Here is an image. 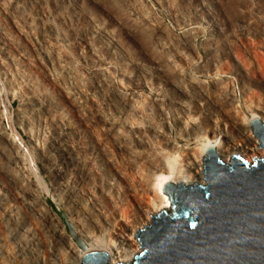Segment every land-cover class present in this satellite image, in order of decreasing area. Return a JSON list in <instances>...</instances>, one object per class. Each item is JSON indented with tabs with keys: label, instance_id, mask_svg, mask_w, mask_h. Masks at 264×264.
Listing matches in <instances>:
<instances>
[{
	"label": "rangeland",
	"instance_id": "rangeland-1",
	"mask_svg": "<svg viewBox=\"0 0 264 264\" xmlns=\"http://www.w3.org/2000/svg\"><path fill=\"white\" fill-rule=\"evenodd\" d=\"M0 9V54L2 55L0 56V66L2 65L0 67V147L2 150L5 148V153L10 156H16L17 153L21 160L15 168L18 174V178H15L8 172V155L0 153V191L5 196V206L3 209L0 207V264L69 263L71 257L65 252L67 247L64 240L70 235L66 221L75 228V225H79L83 220L86 227L90 225L88 228L92 229L97 226L98 221L100 225L103 223L95 211L97 207L94 208L92 204V199L98 195L97 190H100L96 188L100 180L98 178L102 176L98 172L99 159L87 160L88 166L85 165V168L88 171V179L81 180L77 176H65V174L62 179L54 178V172L59 168L65 170L63 168L66 166V160L60 157L58 145L53 144L54 140L61 134L59 139L62 145H70L72 140L66 137L67 133L69 129L73 130L78 126L77 121L68 115L67 103L62 101L63 95L67 94L66 97H69L71 102L73 101L74 104L76 102L81 118L93 121L95 130L99 131L100 144L103 148L105 147L109 156H113V160H118V154L112 147V143H106L107 134L104 137L102 124L111 122L127 125L137 118L146 122V125H151L154 130L164 129L162 133L167 132L166 126L170 125L172 126L171 137L178 140L181 151H184L194 149L198 142L193 137L186 141L185 138L177 136L176 122L178 120L194 117L201 122L203 115L210 116L212 119L215 117L223 119L225 116L219 117V115L221 111L226 114L231 113L232 100L236 101V106L239 105L242 114L246 111L250 112L251 103H254L251 104L252 106L264 110L262 99L264 98L262 97L264 96V0H0ZM115 23L118 26H115ZM256 41L262 44H257ZM236 43L238 45H235ZM243 46L244 50H242ZM239 47L245 54L239 52L240 49L237 50ZM191 54H193L192 57ZM238 54H241L240 58ZM185 61H188V64ZM214 64L219 70L225 69L219 80L214 78L215 69H212ZM261 64L263 71H259L262 70ZM255 70L258 72L256 73ZM49 75L52 76L49 77ZM26 77L32 79L28 78V80ZM235 77H238L239 81L235 80ZM199 81H202L201 84ZM54 88L60 90L56 91ZM251 93L255 94L251 96ZM22 94L24 98H29V101L33 98L36 108L41 107L38 113L34 111L33 106H28L31 104L26 106L22 104ZM117 95L121 96L130 108L119 111ZM247 95L248 98H246ZM219 108L222 110L220 111ZM27 120H31V126L29 122L27 124ZM29 127H33L38 135L34 142L31 141ZM63 129L66 131L64 132ZM3 136L13 138L14 150L8 151L9 138L2 140ZM155 136L156 134L153 133L146 134L145 139L148 144L158 140ZM35 142L45 146V153L35 146ZM107 179L105 178V184ZM81 208L85 212L80 211ZM45 210H50L51 215L48 219L42 217ZM7 211H10L8 213L12 215L13 221L10 223L5 220ZM69 213L73 214L76 220H72ZM6 224L10 226V230H7ZM16 226L19 228L17 233L21 234V237L14 241L8 232L14 231ZM55 230L56 234H54ZM61 231L65 238H60ZM31 234L34 235V240L27 243L32 237ZM18 245L21 252L17 251Z\"/></svg>",
	"mask_w": 264,
	"mask_h": 264
},
{
	"label": "bare ground",
	"instance_id": "bare-ground-1",
	"mask_svg": "<svg viewBox=\"0 0 264 264\" xmlns=\"http://www.w3.org/2000/svg\"><path fill=\"white\" fill-rule=\"evenodd\" d=\"M259 1V0H256ZM150 2V1H148ZM171 2V1H170ZM199 2V1H198ZM8 3V2H7ZM129 3V2H128ZM165 3V1H164ZM163 3V4H164ZM169 3V2H168ZM255 3V2H254ZM100 4V3H99ZM202 4V3H201ZM213 4V3H212ZM226 4V3H225ZM160 5V4H159ZM205 5V4H203ZM210 5V4H208ZM215 5V4H214ZM213 5V6H214ZM3 6V5H2ZM73 6V5H72ZM134 6V5H133ZM171 6V5H170ZM6 7V5H5ZM78 7V6H77ZM98 7V6H97ZM152 7V6H151ZM159 7V6H158ZM220 7V6H219ZM247 7V6H246ZM17 8V6H16ZM79 8V7H78ZM156 8V7H154ZM169 7H167L168 9ZM178 8V7H177ZM218 8V7H217ZM12 9V8H11ZM22 9V8H21ZM126 9V8H125ZM170 9V8H169ZM199 9V8H198ZM220 9V8H219ZM1 10V9H0ZM130 10V9H129ZM144 10V9H143ZM191 10V9H189ZM218 10V9H217ZM260 10V9H259ZM5 11V10H4ZM15 11V10H14ZM23 11V10H22ZM73 11V10H72ZM87 11V10H86ZM100 11V10H99ZM133 11V10H132ZM148 11V10H147ZM157 11V10H156ZM183 11V10H182ZM221 11V10H220ZM224 11V10H223ZM1 12V11H0ZM11 12V10H10ZM70 12V11H69ZM171 12V11H170ZM5 13V12H4ZM80 13V12H79ZM134 13V12H133ZM140 13V12H139ZM177 13V12H176ZM189 13V12H188ZM235 13V12H234ZM67 14V13H66ZM111 14V13H110ZM138 14V13H137ZM147 14V13H146ZM155 14V13H154ZM249 14V13H248ZM5 15V14H4ZM10 15V14H9ZM141 15V14H140ZM182 15V14H181ZM254 15V14H253ZM261 15V14H260ZM143 16V15H142ZM157 16V15H156ZM184 16V15H183ZM182 16V17H183ZM203 16V15H202ZM5 17V16H4ZM126 17V16H125ZM140 17V16H139ZM146 17V16H145ZM187 17V16H186ZM224 17V16H223ZM8 18V17H7ZM13 18V17H12ZM158 18V17H157ZM169 18V17H168ZM181 18V16H180ZM204 16L202 17V19ZM226 18V17H225ZM4 19V18H3ZM105 19V18H104ZM156 19V18H155ZM185 19V18H184ZM205 19V18H204ZM203 19V20H204ZM253 19V18H252ZM255 19V18H254ZM1 20V19H0ZM6 21V19H4ZM18 20V19H17ZM139 20V19H138ZM183 19H181L182 21ZM202 20V21H203ZM211 20V19H210ZM237 20V18H236ZM256 20V19H255ZM10 21V20H9ZM12 21V20H11ZM10 21V22H11ZM31 21V20H30ZM77 21V20H76ZM155 22V20H153ZM168 21V20H166ZM195 21V20H194ZM201 21V19H200ZM212 21V20H211ZM249 21V20H248ZM246 21V22H248ZM4 22V21H3ZM15 22V21H14ZM20 22V21H19ZM101 22V21H100ZM207 22V20H206ZM221 22V20H220ZM237 22V21H236ZM242 22V21H241ZM260 22V21H259ZM200 23V22H198ZM209 23V22H208ZM235 23V22H234ZM238 23V22H237ZM96 24V23H95ZM98 24V23H97ZM105 24V23H104ZM151 24V23H150ZM166 24V23H164ZM170 24V23H169ZM195 24V23H194ZM202 24V23H201ZM207 24V23H206ZM259 24V23H258ZM22 25V24H21ZM153 25V24H152ZM156 25V24H155ZM2 26V25H1ZM20 26V25H19ZM94 25H92L93 27ZM99 26V25H98ZM97 26V27H98ZM103 26V25H102ZM115 26L116 25L115 23ZM209 26V25H208ZM224 26V25H223ZM120 27V26H119ZM155 27V26H153ZM179 27V26H178ZM220 27V26H219ZM218 27V28H219ZM257 27V26H256ZM19 28V27H17ZM24 28V27H23ZM82 28V26H81ZM88 28V27H87ZM91 28V27H90ZM100 28V27H99ZM102 28V27H101ZM122 28V27H121ZM171 28V27H170ZM223 28V27H222ZM262 28V27H260ZM6 29V28H5ZM27 29V28H26ZM224 29V28H223ZM222 29V30H223ZM228 29V28H227ZM254 29V28H253ZM24 30V29H23ZM183 30V29H181ZM188 30V29H187ZM198 30V29H197ZM215 30V29H214ZM245 30V29H244ZM257 30V29H256ZM10 31V30H9ZM97 31V30H96ZM186 31V30H185ZM27 32V31H26ZM213 32V31H212ZM18 33V31L16 32ZM28 33V32H27ZM183 33V31H182ZM192 33V31H191ZM215 33V32H214ZM221 33V32H220ZM244 33V32H243ZM88 34V33H87ZM93 34V33H92ZM90 34L91 36H93ZM179 34V33H178ZM201 34V33H200ZM213 34V33H212ZM246 34V33H245ZM254 34V33H253ZM264 34V32H263ZM2 35V34H1ZM161 35V34H160ZM188 35V34H187ZM255 35V34H254ZM3 36V35H2ZM179 36V35H178ZM11 37V36H8ZM87 37V36H86ZM209 37V36H208ZM247 37V36H246ZM24 38V37H23ZM89 38V36H88ZM87 38V39H88ZM148 38V37H147ZM199 38V37H198ZM238 38V37H237ZM264 38V37H263ZM108 39V38H106ZM160 39V38H159ZM194 39V38H193ZM192 39V40H193ZM208 39V38H207ZM228 39V38H227ZM244 39V37H243ZM1 40V38H0ZM16 40V39H15ZM29 40V39H28ZM103 40V39H102ZM110 40V39H109ZM155 40V39H154ZM234 40V38L232 39ZM259 40V39H258ZM264 40V39H263ZM20 41V40H19ZM25 41V40H24ZM86 41V40H85ZM201 41V40H200ZM240 42V39L238 40ZM250 41V39L248 40ZM252 41V39H251ZM255 41V40H254ZM253 41V42H254ZM165 42V41H164ZM179 42V41H178ZM183 42V41H182ZM216 42V41H213ZM236 42V41H235ZM234 42V43H235ZM252 42V43H253ZM258 42V41H256ZM260 42V41H259ZM257 44H262V43ZM262 42V40H261ZM102 43V42H101ZM108 43V42H107ZM111 43V42H110ZM135 43V42H134ZM157 43V42H156ZM194 43V42H193ZM197 43V42H195ZM249 43V42H248ZM11 44V43H10ZM17 45V44H16ZM30 45V44H29ZM110 45V44H108ZM114 45V44H113ZM116 45V44H115ZM182 45V43H181ZM235 45H238L237 43ZM250 45V44H249ZM256 45V44H255ZM85 46V44H84ZM164 46V45H163ZM170 46V44H169ZM254 46V45H253ZM88 47V46H87ZM116 47V46H115ZM118 47V46H117ZM188 47V46H187ZM186 47V49H187ZM250 47V46H249ZM85 48V47H84ZM157 48V47H156ZM171 48V47H170ZM182 48V47H181ZM180 48V49H181ZM189 48V47H188ZM244 50V46L242 47ZM254 48V47H253ZM258 48V47H257ZM88 49V48H87ZM168 49V48H167ZM203 49V48H202ZM240 47L237 49L239 51ZM246 49V48H245ZM95 50V49H94ZM110 50V49H109ZM108 50V51H109ZM156 50V49H155ZM166 50V49H165ZM173 50V49H172ZM252 50V48H251ZM4 51V50H3ZM92 51V50H91ZM157 51V50H156ZM200 51V50H199ZM25 52V50H24ZM213 52V51H212ZM211 52V53H212ZM241 52V49L240 51ZM263 52V51H262ZM92 53V52H91ZM110 53V52H109ZM144 53V52H143ZM184 53V52H183ZM188 53V52H187ZM186 53V55H187ZM233 53V52H232ZM242 53V52H241ZM9 54V53H8ZM53 54V53H52ZM114 54V53H113ZM122 54V53H121ZM162 54V53H161ZM160 54V55H161ZM166 54V53H164ZM190 54V53H188ZM198 55V53H196ZM221 54V53H220ZM235 54V53H234ZM242 54H245L243 52ZM51 55V54H50ZM172 55V54H171ZM185 55V54H184ZM203 55V54H202ZM241 55V54H240ZM239 54V58L241 57ZM249 55V54H247ZM260 55V53H259ZM258 55V57H259ZM264 55V54H263ZM0 56H2L0 54ZM14 56V55H12ZM11 56V57H12ZM20 56V55H19ZM52 56V55H51ZM57 56V55H56ZM128 56V55H127ZM168 56V55H167ZM176 56V54H175ZM190 56V55H189ZM193 54H191V57ZM199 56V55H198ZM243 56V55H242ZM253 56V55H252ZM261 56V55H260ZM16 57V56H15ZM14 57V58H15ZM28 59V57L23 56V58ZM46 57V56H45ZM97 57V56H95ZM125 57V56H124ZM178 57V56H177ZM180 57V56H179ZM197 57V56H196ZM195 57V59H196ZM237 57V56H236ZM248 57V56H247ZM20 58V57H19ZM55 58V57H54ZM58 58V57H57ZM90 58V57H88ZM92 58V57H91ZM153 58V57H152ZM173 58V57H172ZM176 58V57H175ZM189 58V57H187ZM186 58V59H187ZM199 58V57H198ZM197 58V59H198ZM210 58V57H209ZM245 58V56H244ZM250 58V57H249ZM13 59V58H12ZM11 59V60H12ZM123 59V58H120ZM166 59V58H165ZM168 59V58H167ZM171 59V58H170ZM182 59V58H181ZM194 59V58H193ZM194 59V60H195ZM204 59V58H203ZM246 59V58H245ZM258 59V58H257ZM16 60V59H15ZM22 60V59H21ZM36 60V57H35ZM88 60V59H87ZM97 60V58L95 59ZM153 60V59H152ZM169 60V59H168ZM176 60V59H175ZM184 60V59H182ZM191 60V59H190ZM205 60V59H204ZM238 60V59H237ZM247 60V59H246ZM246 60L244 62H246ZM262 60V59H261ZM260 60V61H261ZM93 61V60H92ZM128 61V59L126 60ZM132 61V60H131ZM174 61V60H173ZM192 61V60H191ZM227 61V59H226ZM250 61V60H249ZM264 61V60H263ZM20 62V61H19ZM24 62V61H23ZM38 62V61H37ZM87 62V61H86ZM96 62V61H95ZM152 62V61H151ZM168 62V61H167ZM180 62V59H179ZM178 62V63H179ZM183 63V61H181ZM186 63L188 61H185ZM198 62V61H197ZM195 62V63H197ZM225 63V61H223ZM252 62V61H250ZM255 62V61H254ZM253 62V63H254ZM258 62V61H257ZM262 62V61H261ZM8 63V62H7ZM17 63V62H16ZM53 63V62H52ZM192 63V62H191ZM213 63V62H212ZM256 63V62H255ZM260 63V62H259ZM263 63V62H262ZM23 64V63H22ZM50 64V63H49ZM172 64V63H171ZM177 64V63H176ZM188 64V63H187ZM249 64V63H248ZM252 64V63H251ZM146 65V64H145ZM198 65V64H197ZM220 65V63L218 64ZM247 65V64H246ZM253 65V64H252ZM2 66V65H1ZM0 66V67H1ZM12 66V65H11ZM26 66V63H25ZM24 66V67H25ZM40 66V64H39ZM81 66V65H80ZM118 66V65H117ZM135 66V65H134ZM175 66V65H174ZM172 66V68L174 67ZM186 66V65H185ZM192 66V65H191ZM195 66V65H194ZM211 66V65H210ZM6 67V66H5ZM32 67V66H31ZM54 67V66H53ZM79 67V65H78ZM101 67V66H100ZM193 67V66H192ZM224 66H222L223 68ZM26 68V67H25ZM175 68V67H174ZM201 68V67H200ZM210 68V67H209ZM220 68V67H219ZM229 68V67H228ZM232 68V67H231ZM262 68V64H261ZM30 69V68H29ZM36 69V68H35ZM53 69V68H52ZM91 69V68H89ZM138 69V68H137ZM159 69V68H157ZM213 70L215 69L214 75L215 79L219 80L220 75L224 73L218 67L216 68V64L213 65ZM227 69V68H226ZM252 69V68H251ZM16 71L15 69H13ZM24 70V69H23ZM169 70V69H168ZM182 70V68L180 69ZM188 70V69H187ZM195 70V69H194ZM198 70V68H197ZM207 70H209L207 68ZM92 71V70H91ZM94 71V70H93ZM159 71V70H158ZM162 71V70H161ZM228 71V70H227ZM256 71V70H255ZM259 71H263L260 69ZM3 72V71H2ZM5 72V71H4ZM7 72V71H6ZM23 72V71H22ZM26 72V71H25ZM83 72V71H82ZM102 72V71H101ZM184 72V71H183ZM213 72V71H212ZM252 72V71H251ZM258 71H256L257 73ZM15 73V72H14ZM47 73V72H46ZM137 73V72H136ZM161 73V72H160ZM177 73V72H176ZM182 73V71H181ZM240 73V72H239ZM244 73V72H243ZM260 73V72H259ZM1 74V73H0ZM9 74V73H8ZM26 74V73H25ZM49 74V73H48ZM55 74V73H54ZM76 74V73H75ZM107 74V73H105ZM139 74V73H138ZM149 74V73H147ZM252 74V73H251ZM28 75V74H27ZM30 75V74H29ZM32 75V74H31ZM66 75V74H65ZM137 75V74H136ZM158 75V73H157ZM156 75V76H157ZM200 75V74H199ZM203 75V74H202ZM237 74H235L236 76ZM263 75V74H262ZM7 76V75H6ZM52 75H49V77ZM67 76V75H66ZM145 76V75H144ZM190 76V75H189ZM196 76V75H195ZM234 76V75H233ZM30 77V76H29ZM28 77V78H29ZM35 77V76H34ZM41 77V75L39 76ZM70 77V76H69ZM73 77V76H72ZM101 77V76H100ZM105 77V76H104ZM141 77V76H140ZM185 77V76H184ZM240 77V76H239ZM27 78V77H26ZM27 78V79H28ZM53 78V77H52ZM86 78V77H85ZM93 78V77H92ZM118 78V76H117ZM122 78V77H121ZM125 78V77H124ZM164 78V77H163ZM190 78V77H189ZM212 78V77H211ZM236 78V77H235ZM238 78V77H237ZM235 79L239 81L238 79ZM263 78V77H262ZM20 79V78H19ZM30 80L32 78H29ZM28 79V80H29ZM51 79V78H50ZM58 79V78H57ZM91 79V78H90ZM101 79V78H100ZM224 79V78H223ZM16 80V79H15ZM24 80V79H23ZM36 80V79H34ZM41 80V79H40ZM52 80V79H51ZM66 80V79H65ZM119 80V78H118ZM117 80V81H118ZM144 80V79H143ZM142 80V81H143ZM190 80V79H189ZM233 80V79H232ZM9 81V80H8ZM26 81V80H25ZM33 81V80H32ZM93 81V80H92ZM166 81V80H165ZM188 81V80H187ZM192 81V80H191ZM189 81V82H191ZM206 81V80H204ZM36 82V81H35ZM34 82V83H35ZM59 82V81H58ZM71 82V81H70ZM145 82V81H144ZM151 82V81H150ZM159 82V81H158ZM162 82V81H161ZM167 82V81H166ZM195 82V81H194ZM200 82V81H199ZM198 82V84H199ZM202 82V81H201ZM200 82V84H201ZM211 82V81H210ZM263 82V81H262ZM261 82V83H262ZM54 83V82H53ZM68 83V82H67ZM105 83V82H104ZM119 83V82H118ZM208 84V82H206ZM226 83V82H225ZM240 83V82H239ZM15 84V81H14ZM17 84V83H16ZM55 84V83H54ZM90 84V83H89ZM106 84V83H105ZM168 84V83H167ZM186 84V83H185ZM195 84V83H194ZM220 84V83H219ZM231 84V83H230ZM8 85V84H7ZM23 85V84H22ZM25 85V84H24ZM34 85V84H33ZM37 85V84H36ZM96 85V84H95ZM107 85V84H106ZM166 85V84H165ZM172 85V84H171ZM209 85V84H208ZM15 86V85H14ZM20 87V85H18ZM54 86V85H52ZM195 86V85H194ZM222 86V85H221ZM19 87H17L19 89ZM24 87V86H23ZM34 87V86H32ZM54 87H57L54 86ZM64 87V86H62ZM119 87V86H118ZM159 87V86H158ZM162 87V86H161ZM244 87V84H243ZM249 87V86H248ZM51 88V87H50ZM93 88V87H92ZM98 88V87H97ZM100 88V87H99ZM157 88V87H156ZM177 88V87H176ZM195 88V87H194ZM198 88V86H197ZM196 88V89H197ZM206 88V87H205ZM220 88V87H219ZM233 88V87H232ZM245 88V87H244ZM13 89H15L13 87ZM52 89V88H51ZM55 90L57 88H54ZM91 89V88H90ZM96 89V88H95ZM140 89V88H139ZM143 89V88H142ZM154 89V88H153ZM223 89V88H222ZM250 89V88H249ZM264 89V88H263ZM21 90V89H20ZM32 90V88H31ZM58 90H60L58 88ZM56 90V91H58ZM76 90V89H75ZM130 90V89H129ZM212 90V89H211ZM228 90V89H227ZM253 90V89H252ZM116 91V90H115ZM124 91V90H123ZM134 91V90H133ZM164 91V90H163ZM230 91V90H229ZM11 92V91H9ZM14 92V91H13ZM13 92L11 94H13ZM17 92V91H16ZM15 92V93H16ZM63 92V91H62ZM70 92V91H67ZM66 92V93H67ZM82 92V91H81ZM80 92V93H81ZM148 92V91H147ZM160 92V91H159ZM162 92V91H161ZM180 92V90H179ZM257 91H255L256 93ZM263 92V91H262ZM28 93V92H27ZM153 93V92H152ZM166 93V92H165ZM164 93V94H165ZM210 93V92H209ZM213 93V92H212ZM211 93V94H212ZM216 93V92H215ZM255 93H251L250 95H254ZM71 94V93H70ZM101 94V93H100ZM140 94V93H139ZM142 94V93H141ZM146 94V93H145ZM163 94V93H162ZM225 94V93H223ZM249 94V93H248ZM260 93H258L259 95ZM19 95V93H18ZM26 95V94H25ZM57 95V94H56ZM69 95V94H68ZM76 95V94H75ZM102 95V94H101ZM129 95V94H128ZM137 95V94H136ZM143 95V94H142ZM182 95V94H181ZM203 95V94H202ZM215 95V94H214ZM213 95V97H214ZM229 95V94H228ZM23 96V94H22ZM30 97V93L28 95ZM67 94L62 96V101L67 103L68 115H71L76 121L78 126L76 129H69L70 131L67 133V138L72 140L70 145L64 144L62 145L61 140L59 139V134L55 140L54 145H58V149L60 150L61 158L66 160L65 170L62 168L57 169L54 172V178L62 179L66 175H74L77 176L78 179L87 178L88 179V171L85 168L87 165L88 159H99L100 167L98 172L100 175H106L104 178H101L99 182L96 184V188L98 195L92 199V204L97 212V216L100 220L103 221L102 225L99 224V221L96 223L97 226L92 228L86 227L85 223L82 222L79 225H75V228L72 226L74 232L81 238V240L86 244V248L82 249L74 237L70 234L66 236L65 242L67 252L71 260L69 263L64 262V264H81L82 257L89 251L93 250H101L105 251L109 255V263L117 264V263H131L134 259V256L141 252L142 248L140 247V242L137 239H134L135 233L137 234L141 229H145L144 226L151 225V217L157 216L158 213L162 209H167L171 211L170 208V198L166 194L162 192V187L165 183L171 182L173 184H178L183 182L184 186L192 185L194 182L199 183L200 185H205L206 181L204 179V171L202 166V158L205 155V152L210 147H215L216 153L218 157L225 163H229V160L233 154H237L241 156L246 162H253V158L257 157L258 159H262L264 157V149L259 147V141L257 137L251 131V122L254 119H260L264 123V110L261 108H257L254 105L250 104V112L240 113L239 105H235L236 101L232 100L230 111L231 113L226 114V112L221 111L222 117L225 118H216L212 119L210 116L205 117L203 115V120L200 122L194 117H188L187 119H180L176 122V127L178 128L177 136L180 138H185L186 141H189L192 137L197 140L198 144L192 150H184L181 151V147L179 146V142L177 139H173L171 137L172 126H166L167 132L162 133L154 130L151 125H146L141 120L134 118L127 125L122 124H102L101 128L104 132V137L107 134V142L112 143V147L115 152H117L118 160H113L111 156L106 152L105 147H102L100 144V140H98V129L95 130L93 121H87L81 118V115L78 112L73 101L66 97ZM71 96V95H70ZM107 96V95H106ZM149 96V95H148ZM166 96V95H165ZM184 96V95H183ZM204 96V95H203ZM227 96V95H226ZM245 96V95H244ZM256 96V95H255ZM74 97V96H73ZM92 97V95H91ZM96 97V96H95ZM108 97V96H107ZM118 97V109L119 111H123L130 106H127V102L122 99L121 96ZM139 97V96H138ZM168 97V96H167ZM228 97V96H227ZM230 97V96H229ZM249 96L247 95L246 98ZM257 97V96H256ZM264 97V96H262ZM259 97V98H262ZM94 98V97H93ZM137 98V97H136ZM165 98V97H164ZM206 98V97H205ZM251 98V97H250ZM258 98V97H257ZM255 98V99H257ZM24 98L22 104L26 106V104H31L28 106H33L34 111L38 113L40 108H36V104L33 103L34 99ZM141 99V98H140ZM154 99V97H153ZM163 99V98H161ZM208 99V98H207ZM254 99V100H255ZM264 100V98H262ZM28 100L27 102H25ZM56 100V99H55ZM111 100V99H110ZM142 100V99H141ZM152 100V99H150ZM187 100V99H186ZM185 100V101H186ZM190 100V99H188ZM248 100V99H247ZM260 100V99H258ZM108 101V100H107ZM136 101V100H135ZM139 101V100H138ZM165 101V100H164ZM214 101V100H213ZM253 101V99H252ZM257 101V100H256ZM262 101V100H261ZM25 102V103H24ZM145 102V100L143 101ZM168 102V101H167ZM195 102V101H194ZM208 102V101H207ZM212 102V101H210ZM244 102V101H243ZM249 102V101H248ZM260 102V101H258ZM257 102V103H258ZM91 103V102H90ZM142 103V101H141ZM176 103V102H174ZM180 103V102H178ZM200 103V102H198ZM202 103V102H201ZM98 104V103H97ZM136 104V103H135ZM134 104V106H135ZM154 104V103H153ZM166 104V103H165ZM206 104V102H205ZM53 105V104H52ZM132 105V104H131ZM139 105V104H138ZM141 105V104H140ZM186 105V104H185ZM55 106V105H54ZM69 106V108H68ZM83 106V105H82ZM110 106V105H109ZM192 106V105H191ZM201 106V105H200ZM140 107V106H139ZM138 107V108H139ZM144 107V106H143ZM141 107V108H143ZM160 107V106H159ZM167 107V106H164ZM217 107V106H216ZM222 107V106H221ZM62 108V107H61ZM162 108V107H161ZM188 108V107H187ZM215 108V107H214ZM103 109V108H102ZM101 109V110H102ZM112 109V108H111ZM149 109V108H148ZM171 109V108H168ZM185 109V108H184ZM249 109V108H248ZM94 110V109H93ZM106 110V108H105ZM161 110V109H160ZM174 110V109H173ZM202 110V109H201ZM200 110V112H201ZM205 110V109H204ZM108 111V110H106ZM175 111V110H174ZM188 111V110H187ZM194 111V110H193ZM60 112V111H59ZM112 112V111H111ZM110 112V113H111ZM144 112V111H143ZM167 112V111H166ZM165 112V113H166ZM170 112V111H168ZM167 112V113H168ZM172 112V111H171ZM198 112V113H200ZM245 112V110H244ZM61 113V112H60ZM65 113V112H64ZM84 113V112H83ZM109 113V112H108ZM115 113V112H114ZM119 113V112H118ZM138 113V112H137ZM164 113V112H163ZM188 113V112H187ZM193 113V112H192ZM213 113V112H212ZM220 113V112H219ZM62 114V113H61ZM120 114V113H119ZM135 114V113H134ZM133 114V115H134ZM151 114V113H150ZM161 114V113H160ZM175 114V113H174ZM190 114V113H189ZM203 114V113H202ZM201 114V115H202ZM211 114V113H210ZM109 115V114H108ZM176 115V114H175ZM120 116V115H119ZM118 116V117H119ZM124 116V115H123ZM122 116V117H123ZM132 116V115H131ZM137 116V115H136ZM161 116V115H160ZM159 116V117H160ZM166 116V115H165ZM215 116V115H214ZM218 116V115H217ZM44 117V116H43ZM106 117V116H105ZM164 117V116H163ZM183 117V116H181ZM198 117V116H197ZM72 118V119H73ZM120 118V117H119ZM141 118V117H140ZM99 119V118H98ZM105 119V118H104ZM159 119V118H158ZM127 120V119H126ZM43 121V120H42ZM104 121V120H103ZM102 121V122H103ZM157 121V120H156ZM164 122V120H162ZM31 126V120H27V124ZM129 122V121H128ZM166 122V121H165ZM168 122V121H167ZM117 123V122H116ZM166 124V123H165ZM168 124V123H167ZM28 126V125H27ZM157 126V124H156ZM155 126V127H156ZM70 127V126H69ZM97 127V126H96ZM72 128V127H71ZM65 132L66 130L63 129ZM63 131L60 132L63 133ZM28 132L31 137V141H36L35 138L38 136L37 132L34 131L33 127L28 128ZM153 133L156 134L155 138L157 141L153 142V144H148L145 139L146 134ZM64 134V133H63ZM101 135V134H100ZM176 135V134H175ZM136 136V137H135ZM40 137V136H39ZM8 139L10 147L8 151L14 150L12 147V140L9 136H3L1 139ZM102 138V137H101ZM65 141V140H63ZM185 141V140H184ZM38 148L45 153V146L35 142ZM105 143V142H103ZM106 145V144H105ZM108 145V144H107ZM194 145V144H193ZM194 147V146H193ZM192 147V148H193ZM50 148V147H49ZM5 153V148L2 150L0 147V153ZM112 152V151H111ZM14 153V152H13ZM15 154V153H14ZM13 154V155H14ZM20 155V154H19ZM113 155V154H112ZM8 172L12 174L15 178H18V174L16 173V167L20 164V158L16 153V156L8 155ZM99 162V161H98ZM87 163V164H86ZM97 165V164H96ZM88 166V165H87ZM91 166V165H90ZM95 166V165H94ZM93 169V168H92ZM94 172V171H93ZM97 175V174H96ZM73 178V177H72ZM105 178L107 179V183L105 184ZM97 180V179H96ZM88 181V180H87ZM91 181V180H90ZM81 182V181H80ZM80 182L78 184H80ZM95 182V181H94ZM96 183V182H95ZM92 184V183H91ZM90 184V185H91ZM70 185V184H69ZM77 185V184H76ZM99 185V186H98ZM80 186V185H79ZM88 186V185H87ZM78 187V186H77ZM91 187V186H90ZM95 188V190H96ZM72 189V188H71ZM85 190V189H84ZM83 190V191H84ZM66 191V190H65ZM86 191V190H85ZM94 191V190H93ZM88 192V191H86ZM65 193V192H64ZM89 193V192H88ZM92 194L94 192H91ZM68 195V194H67ZM72 195V194H71ZM88 196V195H87ZM77 198V196L75 195ZM79 197V196H78ZM81 198V197H80ZM62 199V198H61ZM67 199V196H66ZM65 199V200H66ZM69 199V198H68ZM75 199V198H74ZM88 199V198H87ZM73 200V199H72ZM76 200V199H75ZM86 201V200H85ZM87 203V202H85ZM84 203V204H85ZM69 204V203H68ZM70 205V204H69ZM76 205V204H72ZM5 206V196L0 191V207L3 209ZM86 206V205H85ZM42 207V206H41ZM80 207V206H79ZM93 208V210H94ZM69 209V208H68ZM82 209V208H81ZM80 211H84L83 209ZM91 210V209H89ZM73 211V210H72ZM5 213V220L7 223L13 221L12 215ZM45 213L42 217L44 219H48L50 217V210H45ZM77 212V210H76ZM81 212V213H82ZM85 212V211H84ZM70 218L72 220H76L74 215L69 213ZM77 215V214H76ZM14 217V216H13ZM41 217V218H42ZM85 219V217L83 218ZM89 219V217H88ZM41 220V219H40ZM80 220V219H79ZM97 220V219H96ZM88 221V220H87ZM91 221V220H90ZM80 222V221H78ZM91 224V223H90ZM95 224V225H96ZM99 224V225H98ZM7 225V224H6ZM18 225V224H17ZM101 226V227H99ZM7 230H10V226L7 225ZM99 228V230H98ZM14 231H9L10 238H13L14 241L20 239L21 234L19 235L18 227L14 228ZM23 229V228H22ZM97 232L99 233L97 235ZM58 233V232H57ZM56 234V230L55 233ZM32 235V234H31ZM60 238L64 237L63 232L59 233ZM59 238V237H58ZM59 238V239H60ZM65 238V237H64ZM34 240V235L28 239L27 243ZM56 241V240H55ZM60 241V240H59ZM62 242V241H61ZM60 244V243H59ZM57 244V245H59ZM62 244V243H61ZM65 245V244H63ZM18 250L21 252V248ZM57 248V247H56ZM65 250V249H64ZM55 252V251H54ZM20 256V255H19ZM68 257V258H70ZM52 258V257H51ZM56 259V258H55ZM45 260V259H44ZM46 261V260H45ZM29 264V262H28ZM38 264H47L45 262H40Z\"/></svg>",
	"mask_w": 264,
	"mask_h": 264
},
{
	"label": "water",
	"instance_id": "water-1",
	"mask_svg": "<svg viewBox=\"0 0 264 264\" xmlns=\"http://www.w3.org/2000/svg\"><path fill=\"white\" fill-rule=\"evenodd\" d=\"M251 131L264 149V123L254 119ZM201 161L206 184L165 183L173 212L150 216L151 225L134 237L142 251L131 263L117 264H264V158L248 163L233 154L225 163L210 147ZM81 264H110L109 255L89 251Z\"/></svg>",
	"mask_w": 264,
	"mask_h": 264
}]
</instances>
